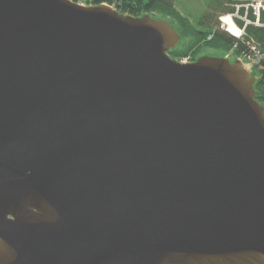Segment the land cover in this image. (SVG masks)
Returning <instances> with one entry per match:
<instances>
[{
    "label": "water",
    "instance_id": "water-1",
    "mask_svg": "<svg viewBox=\"0 0 264 264\" xmlns=\"http://www.w3.org/2000/svg\"><path fill=\"white\" fill-rule=\"evenodd\" d=\"M149 13L0 0V264H264V106L238 60L169 55Z\"/></svg>",
    "mask_w": 264,
    "mask_h": 264
},
{
    "label": "trees",
    "instance_id": "trees-1",
    "mask_svg": "<svg viewBox=\"0 0 264 264\" xmlns=\"http://www.w3.org/2000/svg\"><path fill=\"white\" fill-rule=\"evenodd\" d=\"M89 5L109 4L122 13L141 15L143 13L157 12L168 16L176 24V30L180 33L182 44L169 51L174 59L191 54L192 60L205 49L225 50L236 40L227 33L215 30L214 37L207 40V35L213 31L217 24L218 15L230 11L229 0H207L203 14L198 18H189L180 13L174 6L175 0H74ZM174 27V26H173ZM248 33L258 42H264V27H252ZM240 49L245 47L239 43ZM256 98L264 105V94L260 91V84L256 82Z\"/></svg>",
    "mask_w": 264,
    "mask_h": 264
},
{
    "label": "built area",
    "instance_id": "built-area-1",
    "mask_svg": "<svg viewBox=\"0 0 264 264\" xmlns=\"http://www.w3.org/2000/svg\"><path fill=\"white\" fill-rule=\"evenodd\" d=\"M229 6L230 11L218 16L216 27L206 39H212L215 30L232 36L236 42L223 51L225 57L230 55L241 61L244 68L255 76V81L259 82L260 91L264 94V42L256 41L247 31L249 26L264 27V0H229ZM239 43L245 47L240 49ZM178 60L187 63L192 61V57L191 54H186Z\"/></svg>",
    "mask_w": 264,
    "mask_h": 264
},
{
    "label": "rangeland",
    "instance_id": "rangeland-1",
    "mask_svg": "<svg viewBox=\"0 0 264 264\" xmlns=\"http://www.w3.org/2000/svg\"><path fill=\"white\" fill-rule=\"evenodd\" d=\"M206 2L207 0H175L174 2V6L176 7L177 10L180 11V13L188 16L189 18H198L200 17L204 10H205V6H206ZM80 3H83V2H80ZM84 5H89V4H85L83 3ZM152 17H156V18H162V19H165L167 21L170 22V24L172 26H174V28H176V24L173 20H171L168 16L166 15H163V14H159L157 12H152V13H149ZM219 16V15H218ZM218 19V18H217ZM180 34V33H179ZM182 44V41H181V37H180V41L178 42V45L180 46ZM177 45V46H178ZM226 50V49H225ZM204 51V50H203ZM213 51L218 54L217 56H223L225 57L226 55L224 54V50H218V49H213ZM218 51V52H217ZM226 58H228L230 61H234L236 60L235 58H232V56L230 57V55H228ZM178 60V59H177ZM239 61V60H238ZM241 66L242 65V62L239 61ZM245 66V65H244ZM243 66V67H244ZM248 71V73L250 74V76H253L255 78V76L252 74L251 71H249V69L247 68H244ZM256 83V81L254 82V84Z\"/></svg>",
    "mask_w": 264,
    "mask_h": 264
},
{
    "label": "flooded vegetation",
    "instance_id": "flooded-vegetation-1",
    "mask_svg": "<svg viewBox=\"0 0 264 264\" xmlns=\"http://www.w3.org/2000/svg\"><path fill=\"white\" fill-rule=\"evenodd\" d=\"M179 41H180V39H179ZM218 52V51H217ZM202 54H208V55H218V54H216L214 51H213V49H205L201 54H199L198 56H200V55H202ZM197 56V57H198ZM196 57V58H197ZM255 85V84H254ZM255 88V87H254ZM256 90V89H255ZM257 99V98H256ZM258 100V99H257ZM260 104H262V103H260ZM263 105V104H262Z\"/></svg>",
    "mask_w": 264,
    "mask_h": 264
}]
</instances>
